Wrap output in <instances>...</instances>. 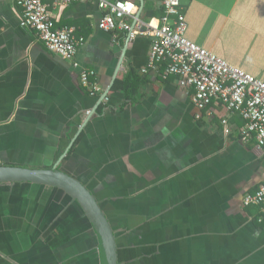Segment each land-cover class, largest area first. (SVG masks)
I'll return each mask as SVG.
<instances>
[{"label": "crops", "instance_id": "crops-1", "mask_svg": "<svg viewBox=\"0 0 264 264\" xmlns=\"http://www.w3.org/2000/svg\"><path fill=\"white\" fill-rule=\"evenodd\" d=\"M122 1L143 22L160 18L147 15L160 0ZM44 3L56 27L84 38L76 60L100 94L90 96L69 63L20 27L13 0H0V166L49 169L64 156L58 167L111 226L117 264H264V212L243 205L264 183V153L241 140V118L213 103L197 119L177 78L141 73L150 39L101 31L96 1ZM184 13L189 41L264 81V0H190ZM126 43L116 79L134 71L137 92L128 100L110 91L97 106ZM0 264H100L98 242L61 190L1 184Z\"/></svg>", "mask_w": 264, "mask_h": 264}, {"label": "built area", "instance_id": "built-area-1", "mask_svg": "<svg viewBox=\"0 0 264 264\" xmlns=\"http://www.w3.org/2000/svg\"><path fill=\"white\" fill-rule=\"evenodd\" d=\"M21 8L20 27L32 30L37 39L52 54L70 64L77 71L79 84L90 96L100 94L92 71L76 60L84 46L83 37L72 28H58L50 18L44 0H13ZM67 7L80 0H56ZM102 12L98 23L101 31L125 34L128 42L138 36L151 41L146 66L142 74L159 72L161 80L177 78L178 86L190 94L197 110V119L213 103L220 105L228 115H237L245 123L240 132L242 141L254 139L264 153V81L227 64L214 54L200 48L186 37L187 21L182 0H160L163 15L157 23L143 22L137 17L139 9L122 0H94ZM224 134L230 128L221 120ZM244 206H259L264 212V183L243 199Z\"/></svg>", "mask_w": 264, "mask_h": 264}, {"label": "water", "instance_id": "water-1", "mask_svg": "<svg viewBox=\"0 0 264 264\" xmlns=\"http://www.w3.org/2000/svg\"><path fill=\"white\" fill-rule=\"evenodd\" d=\"M142 1V0H141ZM190 0H182L181 5L187 7ZM139 18V13L137 15ZM128 42V39H126ZM126 45L121 50L116 67L108 86L99 97L97 106L108 96L111 91L120 66L124 60ZM95 114L93 109L88 118ZM81 128H79V131ZM73 141L69 144L71 148ZM64 156L59 158L49 169H28L18 166H0V185L1 184H40L54 187L61 190L70 199H72L84 212L86 218L90 222L92 229L96 235L98 242V252L100 264H117L116 242L111 226L101 210L95 197L87 190V188L74 177L63 172L58 166Z\"/></svg>", "mask_w": 264, "mask_h": 264}, {"label": "trees", "instance_id": "trees-1", "mask_svg": "<svg viewBox=\"0 0 264 264\" xmlns=\"http://www.w3.org/2000/svg\"><path fill=\"white\" fill-rule=\"evenodd\" d=\"M158 14V15H157ZM157 14L154 13H147L148 16H158L161 17L163 15V11L160 8ZM154 16V17H156ZM122 40V38H120ZM160 71H163V67L160 69ZM140 78L134 71H129L125 76L118 77L114 85L111 89L112 92H121L124 97L128 100L132 99L134 95L137 92V89L139 87Z\"/></svg>", "mask_w": 264, "mask_h": 264}]
</instances>
